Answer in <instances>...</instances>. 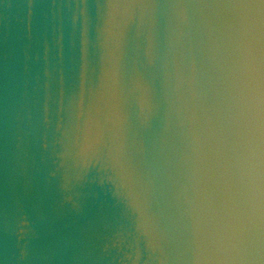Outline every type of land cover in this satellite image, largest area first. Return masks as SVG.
Wrapping results in <instances>:
<instances>
[{"label":"clouds","instance_id":"clouds-1","mask_svg":"<svg viewBox=\"0 0 264 264\" xmlns=\"http://www.w3.org/2000/svg\"><path fill=\"white\" fill-rule=\"evenodd\" d=\"M0 15V264H264V0Z\"/></svg>","mask_w":264,"mask_h":264},{"label":"water","instance_id":"water-1","mask_svg":"<svg viewBox=\"0 0 264 264\" xmlns=\"http://www.w3.org/2000/svg\"><path fill=\"white\" fill-rule=\"evenodd\" d=\"M4 2L5 3H13V4H16V3H19L20 0H4ZM7 23H8V21H6L5 18L2 15H0V32L3 31L4 26Z\"/></svg>","mask_w":264,"mask_h":264}]
</instances>
